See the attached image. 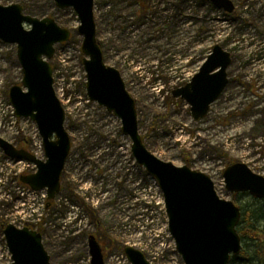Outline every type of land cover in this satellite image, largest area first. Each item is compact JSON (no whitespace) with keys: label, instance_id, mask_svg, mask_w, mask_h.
Returning <instances> with one entry per match:
<instances>
[{"label":"rangeland","instance_id":"rangeland-1","mask_svg":"<svg viewBox=\"0 0 264 264\" xmlns=\"http://www.w3.org/2000/svg\"><path fill=\"white\" fill-rule=\"evenodd\" d=\"M231 1V13L209 0H94L93 11L104 61L119 70L135 100L147 149L161 160L204 172L221 198L244 207L254 202L252 196L229 192L223 171L240 162L264 177V110L252 109L264 98V0ZM10 3L24 4L29 9L24 13L52 17L71 31L50 59L71 149L60 192L48 204L45 189L20 184L18 176L35 167L12 161L0 149V263L10 262L3 229L13 224L40 231L50 264H90L91 234L105 264H130L126 246L155 264H184L157 183L135 161L120 120L88 99L76 12L52 0H0ZM216 44L231 55L228 83L208 113L194 120L173 90L198 72ZM21 78L16 45L0 40V137L44 159L35 123L16 117L10 104L9 88L21 85ZM237 126L242 130L236 134Z\"/></svg>","mask_w":264,"mask_h":264},{"label":"water","instance_id":"water-1","mask_svg":"<svg viewBox=\"0 0 264 264\" xmlns=\"http://www.w3.org/2000/svg\"><path fill=\"white\" fill-rule=\"evenodd\" d=\"M60 9L72 8L82 37V64L86 94L121 123L122 133L131 140L135 161L152 176L162 193L168 231L184 264H229L241 251L237 232L240 209L232 200L221 198L214 182L204 172L186 165L176 166L150 152L139 132L135 100L128 92L118 69L107 65L96 36L94 0H52ZM226 13L234 10L231 0H209ZM71 31L52 17H35L23 12L19 3L0 4V40L16 45L22 71L21 85L9 89L16 117L30 118L41 137L45 159L16 148L0 137V149L11 159L34 164L36 171L22 174L19 180L33 190H46L47 199L60 191V178L69 155L71 141L65 128V111L53 86L49 60L54 46L68 41ZM231 55L216 44L184 86L173 90L190 106L192 118L199 120L209 111L228 83L227 68ZM224 183L231 193H248L264 200V177L237 162L223 171ZM10 262L0 264H50L40 232L27 226L7 224L3 229ZM90 264H105L102 249L94 235L88 237ZM130 264H155L132 246L124 248Z\"/></svg>","mask_w":264,"mask_h":264},{"label":"trees","instance_id":"trees-1","mask_svg":"<svg viewBox=\"0 0 264 264\" xmlns=\"http://www.w3.org/2000/svg\"><path fill=\"white\" fill-rule=\"evenodd\" d=\"M24 11H29L22 5ZM30 13V12H29ZM252 204L239 207L237 232L242 250L229 259V264H264V200L253 198Z\"/></svg>","mask_w":264,"mask_h":264},{"label":"bare ground","instance_id":"bare-ground-1","mask_svg":"<svg viewBox=\"0 0 264 264\" xmlns=\"http://www.w3.org/2000/svg\"><path fill=\"white\" fill-rule=\"evenodd\" d=\"M252 109L255 113L259 112L260 110H264V98L259 103H255ZM240 130H242V127L237 126L234 131L237 134ZM240 142L244 143L243 137H241Z\"/></svg>","mask_w":264,"mask_h":264},{"label":"flooded vegetation","instance_id":"flooded-vegetation-1","mask_svg":"<svg viewBox=\"0 0 264 264\" xmlns=\"http://www.w3.org/2000/svg\"><path fill=\"white\" fill-rule=\"evenodd\" d=\"M18 147L17 148H26L24 145H17Z\"/></svg>","mask_w":264,"mask_h":264}]
</instances>
